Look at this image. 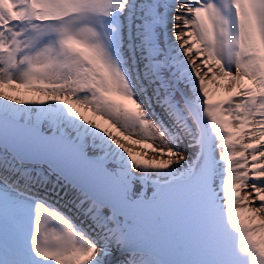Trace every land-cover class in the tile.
Wrapping results in <instances>:
<instances>
[{"label":"snow or ice","instance_id":"1","mask_svg":"<svg viewBox=\"0 0 264 264\" xmlns=\"http://www.w3.org/2000/svg\"><path fill=\"white\" fill-rule=\"evenodd\" d=\"M0 264H264V0H0Z\"/></svg>","mask_w":264,"mask_h":264},{"label":"rangeland","instance_id":"2","mask_svg":"<svg viewBox=\"0 0 264 264\" xmlns=\"http://www.w3.org/2000/svg\"><path fill=\"white\" fill-rule=\"evenodd\" d=\"M181 147H183V145H182ZM137 150H138V149H137ZM148 158L150 159L151 157H148ZM249 191H250V190H249ZM240 195H241V196L245 195V190H242L241 193H240ZM256 206H258V205H256Z\"/></svg>","mask_w":264,"mask_h":264}]
</instances>
